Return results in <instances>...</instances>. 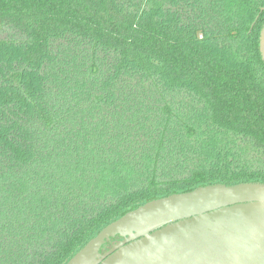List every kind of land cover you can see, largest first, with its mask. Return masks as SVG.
<instances>
[{"label": "trees", "instance_id": "obj_1", "mask_svg": "<svg viewBox=\"0 0 264 264\" xmlns=\"http://www.w3.org/2000/svg\"><path fill=\"white\" fill-rule=\"evenodd\" d=\"M263 24L264 0H0V264H67L148 202L264 183Z\"/></svg>", "mask_w": 264, "mask_h": 264}, {"label": "water", "instance_id": "obj_2", "mask_svg": "<svg viewBox=\"0 0 264 264\" xmlns=\"http://www.w3.org/2000/svg\"><path fill=\"white\" fill-rule=\"evenodd\" d=\"M259 42L264 63V24ZM116 237L123 240L102 253ZM67 264H264V183L214 184L148 202Z\"/></svg>", "mask_w": 264, "mask_h": 264}]
</instances>
